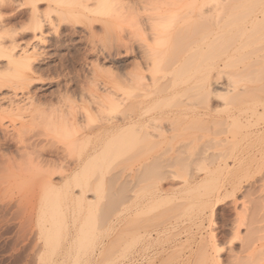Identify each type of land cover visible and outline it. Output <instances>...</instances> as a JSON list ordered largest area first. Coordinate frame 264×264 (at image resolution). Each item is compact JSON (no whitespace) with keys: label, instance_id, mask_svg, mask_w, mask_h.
Masks as SVG:
<instances>
[{"label":"rangeland","instance_id":"1","mask_svg":"<svg viewBox=\"0 0 264 264\" xmlns=\"http://www.w3.org/2000/svg\"><path fill=\"white\" fill-rule=\"evenodd\" d=\"M32 4L0 0V264H264V0L39 1L29 65ZM151 91L153 139L94 135Z\"/></svg>","mask_w":264,"mask_h":264},{"label":"bare ground","instance_id":"2","mask_svg":"<svg viewBox=\"0 0 264 264\" xmlns=\"http://www.w3.org/2000/svg\"><path fill=\"white\" fill-rule=\"evenodd\" d=\"M30 1H32L33 2V4H32V7H33V10H32V12H31V16H30V18H31V29L30 30H32V35H33V40H34V42H33V44L31 45V49L33 50V52H31V54L28 52V50L27 49H24L23 50V52H22V57H20V59H19V61L20 62H23V63H26V64H29V65H31L30 64V62H31V60H32V58L35 56V55H37V50H38V46H39V42L41 41V38L39 37L40 35L39 34H41V33H43V30L45 29V27H47V26H51L52 24H53V22H52V20H50V19H46V18H44L38 11V9H37V3H39V1H43V0H30ZM183 1V0H182ZM186 1V3H189L190 1H194V0H190L189 2H188V0H185ZM198 1V0H197ZM210 2H212V1H210ZM215 2V1H214ZM217 2V1H216ZM219 2V1H218ZM180 3V2H179ZM178 3V4H179ZM207 3V2H206ZM194 4H196V2L194 3ZM204 4V3H203ZM206 5V4H205ZM130 6V5H129ZM189 6V5H188ZM193 6V4L192 5H190V8ZM195 6V5H194ZM207 6V5H206ZM211 6H212V4H211ZM218 6V5H217ZM225 6H226V4H225ZM208 7H210V4H209V6ZM194 8V7H193ZM204 8H206L205 6H204ZM218 8V7H217ZM217 8H216V11H217ZM222 10H221V13H220V16H221V14H223V10L225 9V7L224 6H222V7H220ZM219 8V9H220ZM198 9H200L199 7H198ZM210 9V8H209ZM206 10H207V8H206ZM142 11H144V10H142ZM190 11H191V9H190ZM198 11V12H197ZM205 10L203 9V5L201 6V9H200V17L202 18L203 17V15H204V17H203V19H206L207 17H206V15H205V12H204ZM216 11H215V13H216ZM196 12H197V14L199 13V10H196ZM133 13V12H132ZM191 13H193V11L192 12H190V13H188V14H190L191 15ZM195 13V12H194ZM194 13H193V15H194ZM207 13H209V12H207ZM211 13V12H210ZM209 13V14H210ZM215 13H213V14H215ZM134 14V13H133ZM166 14V13H165ZM212 14V15H213ZM137 15V14H136ZM134 16V15H133ZM160 16V15H159ZM162 16V15H161ZM168 16V15H167ZM170 16V15H169ZM172 16V15H171ZM189 16V15H188ZM192 16V15H191ZM210 16V15H209ZM217 16H219L218 14H217ZM216 16V17H217ZM223 16H224V14H223ZM131 17H132V15H131ZM136 17V16H135ZM156 17V16H155ZM195 17V19L197 20V18H196V15L194 16ZM216 17L215 16H213V18H215L216 19ZM132 18H134V17H132ZM149 18H151V17H149ZM152 18H153V15H152ZM158 18V17H157ZM169 18V17H168ZM220 18V17H219ZM219 18H217L216 20H218ZM221 18H222V16H221ZM220 18V21H222V19ZM143 19V18H142ZM145 19V18H144ZM162 19V18H161ZM160 19V20H161ZM170 19H171V17H170ZM169 19V20H170ZM193 19V18H192ZM215 19H213V21H211V22H215L216 20ZM149 20V19H148ZM157 20V19H156ZM209 20V19H208ZM210 20H211V18H210ZM215 20V21H214ZM225 20H226V18H225ZM225 20L223 19V24L225 23ZM154 21V20H153ZM152 21V22H153ZM164 22H165V20H163ZM201 21V20H200ZM259 21V17H255V19L253 20V22L255 23V22H258ZM219 22V21H218ZM139 23V22H138ZM145 23V22H144ZM148 23H150V25L152 24L151 22H149L148 21ZM147 23V24H148ZM210 23V22H209ZM217 23V22H216ZM156 24V23H155ZM160 24V23H159ZM158 24V25H159ZM213 24V23H212ZM217 24H219V23H217ZM216 24V25H217ZM139 25H140V23H139ZM144 25V24H143ZM213 25H215V24H213ZM221 25H222V23H221ZM220 25V27H222ZM225 25V24H224ZM224 25H223V27H224ZM152 26H154L153 24H152ZM142 27V26H141ZM163 26H161V30H163V28H162ZM167 27V26H166ZM172 27V26H171ZM171 27H169V28H171ZM214 27V26H213ZM150 28V27H149ZM153 29H152V33H151V35L152 36H154V37H152V38H154V40H156V37L158 36V33H154L153 31H154V29H155V31H156V28H154V27H152ZM157 28H159V27H157ZM168 28V27H167ZM167 28H164L165 30H167ZM145 29V28H144ZM145 30H147V29H145ZM144 30V31H145ZM158 30V29H157ZM160 30V29H159ZM164 30V31H165ZM164 31H162V33H165ZM167 33V32H166ZM165 33V34H166ZM214 34V33H213ZM220 34V33H219ZM218 34V35H219ZM161 35H164V34H160L159 36H161ZM167 35H168V33H167ZM211 35H212V33H211ZM217 35V36H218ZM222 36H224V34H221ZM158 36V37H159ZM209 36V35H208ZM213 36V35H212ZM216 35H214V37H215ZM221 36V37H222ZM157 37V38H158ZM210 37V36H209ZM207 37H205V39H206ZM162 39H163V37H162ZM165 39H167V38H165ZM164 39V40H165ZM158 40H159V38H158ZM157 40V41H158ZM161 40V39H160ZM216 40H217V38H216ZM37 42H38V44H37ZM213 42V41H212ZM211 42V43H212ZM163 44V43H162ZM27 48V47H26ZM143 48V47H142ZM40 49V48H39ZM141 49V48H140ZM145 49V48H144ZM148 48H146L145 49V52H144V54L146 53V54H148V51H146ZM150 49V48H149ZM148 49V50H149ZM153 50V49H152ZM154 52V54H155V52H157V51H153ZM153 52H149V53H153ZM142 53V52H141ZM142 56V55H141ZM146 57H147V55H145ZM151 56H155V55H151ZM146 57H144V55H143V57L142 58H145L146 59ZM148 59V58H147ZM151 59V58H150ZM154 59V57H152V63H153V61L155 60H153ZM146 62H149V63H151L150 62V60L149 61H147L146 60ZM156 62V61H155ZM145 63V62H144ZM34 64V63H33ZM98 65V64H97ZM139 65H141V64H139ZM146 65H149V64H146ZM152 65V64H151ZM153 65H154V63H153ZM174 65H176V64H174ZM174 65L172 64V66L174 67ZM99 67V66H98ZM147 67V66H146ZM150 67V66H149ZM139 68V67H138ZM141 68V67H140ZM97 69V68H96ZM99 69V68H98ZM150 69V68H149ZM95 70V69H94ZM145 71V70H144ZM149 71V70H148ZM150 71H152V69L150 70ZM144 74V73H143ZM142 74V75H143ZM140 75V74H139ZM137 80L138 81H144V82H142V83H145V80L144 79H146L145 77H143V76H141V77H139V76H137ZM154 79V78H153ZM130 81V80H129ZM147 81V80H146ZM148 82H150L151 83V80L149 79V81ZM156 81H154V83H155ZM134 83H136V85L138 84V82L135 80L134 81ZM142 83H140V85H142ZM153 83V84H154ZM153 84H151V86L153 85ZM167 84V83H166ZM132 85V84H131ZM135 85V86H136ZM145 85H147L146 83H145ZM170 85V84H169ZM134 86V85H133ZM150 87V85H147V89ZM164 86V85H163ZM173 86V85H172ZM139 89L141 88L142 89V87L140 86L139 87V84H138V86H137ZM162 89H167L168 87H166V86H164V88L162 87V86H160ZM176 88V87H175ZM144 89V88H143ZM204 89V88H203ZM209 89V88H208ZM153 91H157V89H152ZM170 90V89H169ZM173 90V89H172ZM211 90V89H210ZM159 91H161L160 89H159ZM163 91V90H162ZM164 91H166V90H164ZM163 91V92H164ZM145 92V91H144ZM163 92H159L160 94H163ZM166 92H168V91H166ZM166 92H164V93H166ZM140 93V92H139ZM157 93H158V91H157ZM174 93V92H173ZM180 93H181V91H179V95H180ZM153 92L151 91V93L150 92H147V93H144L143 95H138V97H139V99L134 103V102H132L131 104H133L132 106H129V105H131V104H128V107H126L125 106V102H124V100H123V95H122V97L120 98V97H106L107 99L106 100H110V104L111 103H113L114 105H112V106H115V108H118V109H120L121 107H123L124 109H125V107H126V109L122 112V113H120L121 115H120V120H117V119H119V118H116V120L117 121H115V122H113V121H111V122H108V123H106L105 125H102L101 126V128L100 127H98V128H100L99 130H98V132L97 133H95L94 135L95 136H100L101 137V135H103V134H105V136L107 135V134H113L114 136H113V139L116 141V140H118V143H120L119 142V140L121 141V140H126V142H127V139H129L130 137H132V140H133V143H135L136 141V143L138 144V142H139V140L140 141H142L141 140V138H143V140H146V139H149V140H151V139H153V135L155 134H153L152 133V131L154 130V132H155V129L157 130V128L155 127L156 126V124H158V122H160V119L161 118H159L158 117V115H156V114H154V110L153 109H155V107L152 105L154 102H155V99H154V97H153ZM157 95H159V94H157ZM156 95V96H157ZM136 96V94L135 95H133L132 97L134 98ZM159 96H161V95H159ZM127 97H129V95L127 96ZM131 97V96H130ZM129 97V98H130ZM178 97V96H177ZM136 98H137V96H136ZM168 97H166L165 99H164V101L163 102H165V100L167 99ZM172 99L174 98V96H172L171 97ZM131 99V98H130ZM98 101L97 102H99L100 101V99H97ZM162 100H163V98H162ZM162 100L160 99V101L158 100V104L160 103V105H161V102H162ZM168 100V99H167ZM130 101V100H129ZM101 102V101H100ZM95 103V102H94ZM99 104V103H98ZM97 104V105H98ZM101 104V103H100ZM99 104V106H100V108L99 109H101L102 108V106ZM125 106V107H124ZM155 106H156V104H155ZM85 107V106H84ZM87 107V106H86ZM91 107V106H90ZM130 107V108H129ZM128 108V109H127ZM83 109V108H82ZM81 109V110H82ZM157 109V108H156ZM69 110H71V109H69ZM76 110V109H75ZM80 110V111H81ZM84 110V109H83ZM85 110L86 111H81V113H83V114H85V113H87V115L89 114V110H87L86 108H85ZM77 111H78V109H77ZM117 111H119V110H117ZM116 111V112H117ZM214 111V110H213ZM57 112V111H56ZM79 112V111H78ZM70 113V112H69ZM72 113V112H71ZM178 113V112H177ZM117 114H118V112H117ZM116 114V115H117ZM181 114V113H180ZM216 114V113H215ZM71 115V114H70ZM86 115V114H85ZM84 115V116H85ZM86 115V116H87ZM73 116H75V115H73ZM119 116V115H118ZM189 116V115H188ZM200 116V115H199ZM206 116H211V113H209V114H207ZM87 117H89V116H87ZM168 117V116H167ZM170 117H171V114H170ZM194 117V116H193ZM192 117V118H193ZM204 117V116H203ZM186 118V117H185ZM84 119V118H83ZM187 119V118H186ZM74 120V121H73ZM78 120V119H77ZM77 120H76V118L75 119H72V121H67L66 120V122H67V124L70 126V127H72L75 131H77V133L76 134H78V131L80 130L81 131V129H82V126L80 125V123L79 122H77ZM167 120V119H166ZM172 120V119H171ZM177 120V119H176ZM169 121V120H168ZM174 121H175V119H174ZM181 121H183V120H181ZM215 121V120H214ZM163 122V121H162ZM172 122V121H171ZM105 123V122H104ZM66 124V125H67ZM172 124H175V123H172ZM171 124V125H172ZM160 125H161V123H160ZM85 127V126H84ZM83 131V130H82ZM71 132V131H70ZM75 133H73L72 135H74ZM159 133H162V131H159L158 132V135H159ZM75 134V135H76ZM153 134V135H152ZM91 133L90 134H87V135H84L85 137H84V139H86V140H90V137H91ZM164 135V134H163ZM160 136V135H159ZM83 137V136H82ZM155 137V136H154ZM163 137V136H162ZM105 139V138H104ZM155 139H157V138H155ZM159 139V138H158ZM25 138L24 137H21V135L18 137V142L20 143V145L21 144H23L24 145V143H25ZM94 140H95V137H94ZM100 140L102 141V139L100 138ZM106 140V139H105ZM114 140H112V141H114ZM131 140V139H130ZM77 141V143H79L78 142V140H76ZM123 141H121V143H123ZM153 141V140H152ZM151 141V142H152ZM156 141V140H155ZM90 142V141H89ZM131 142V141H130ZM154 142V141H153ZM152 142V143H153ZM75 143V142H74ZM102 143V142H101ZM117 144V145H122V144ZM128 143V142H127ZM135 143V144H136ZM25 144H27V143H25ZM97 144V142L95 143V145ZM157 144L159 145V142H157ZM29 144H27L26 146H28ZM31 145V144H30ZM132 145V144H131ZM22 146V145H21ZM25 146V145H24ZM25 146V147H26ZM98 146H100V145H97V147ZM123 146H125V145H122V147ZM93 147H95L93 150L91 149V153H90V155H88V157L85 159V160H80L79 162H77L75 165H74V168L72 167V171L71 170H69V171H71V173L69 174V175H63V179H62V182L64 183L63 184V188H68V192H69V196L70 197H73V195H74V193H73V191L72 190H74V189H71V183H74V187H78V190L80 191V193H78V196H77V194H75L74 196L77 198V199H79V200H81V201H83L84 199H85V187L84 186H86L87 187V185H85L84 184V186H82V184H81V180H80V176H81V174H82V172H83V169L86 167V166H88V164H90L95 158H97L98 157V155H99V151H101L100 149H101V147H102V145H101V147H98V148H96V146H93ZM121 147V146H120ZM157 147V146H156ZM155 146H154V148H156ZM159 147V146H158ZM126 148H128V147H126ZM27 149H28V147H27ZM27 149H25V150H27ZM30 149V148H29ZM179 149V148H178ZM147 165V164H146ZM65 167V166H64ZM142 169V168H141ZM85 170V169H84ZM64 174V173H63ZM49 179V185L47 184V187L48 186H50V188L48 187V191H49V193L51 194V192H55L54 190H56L57 189V186H56V183H54V181H52V180H50V178H48ZM48 183V182H47ZM50 189V190H49ZM53 189V190H52ZM71 189V190H70ZM60 191V190H59ZM48 194V193H47ZM47 194H45V195H47ZM56 194V193H55ZM68 196V197H69ZM44 197V196H43ZM47 197V196H46ZM55 199V198H54ZM45 200V199H44ZM47 200V199H46ZM48 200H50V199H48ZM40 260H41V258H40ZM249 260V259H248ZM244 262V261H243ZM260 263V262H259Z\"/></svg>","mask_w":264,"mask_h":264}]
</instances>
